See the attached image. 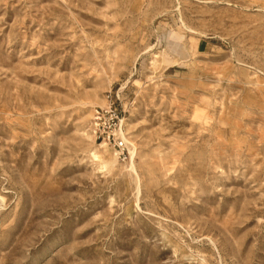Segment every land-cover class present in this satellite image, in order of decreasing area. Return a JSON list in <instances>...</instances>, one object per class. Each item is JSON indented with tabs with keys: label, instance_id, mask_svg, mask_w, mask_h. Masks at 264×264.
Wrapping results in <instances>:
<instances>
[{
	"label": "rangeland",
	"instance_id": "1",
	"mask_svg": "<svg viewBox=\"0 0 264 264\" xmlns=\"http://www.w3.org/2000/svg\"><path fill=\"white\" fill-rule=\"evenodd\" d=\"M0 264H264V0H0Z\"/></svg>",
	"mask_w": 264,
	"mask_h": 264
},
{
	"label": "built area",
	"instance_id": "2",
	"mask_svg": "<svg viewBox=\"0 0 264 264\" xmlns=\"http://www.w3.org/2000/svg\"><path fill=\"white\" fill-rule=\"evenodd\" d=\"M124 111L118 109L115 102L104 108L93 110L90 119V130L94 141L98 144L111 146L117 156L127 153V146L122 137Z\"/></svg>",
	"mask_w": 264,
	"mask_h": 264
},
{
	"label": "bare ground",
	"instance_id": "3",
	"mask_svg": "<svg viewBox=\"0 0 264 264\" xmlns=\"http://www.w3.org/2000/svg\"><path fill=\"white\" fill-rule=\"evenodd\" d=\"M92 137H93V135H92ZM122 137H123L125 143L128 144V145L130 146L129 148H127V149H128V152H129V157H130V159H129V164H128V169H129V171H131V172H133V173L135 174L134 165H133V158H134V156H135V154H136L135 146L133 145L132 142L126 140V138H125L126 136H125L124 133H122ZM103 146H104L103 144H99V145H96V148L100 149V148H102ZM100 151H101V149H100ZM97 152H98V151H97ZM91 155H92L93 158L97 159V156H96L95 152H92ZM98 155H99V154H98ZM101 160H102V159H101ZM115 161H116V157L114 156V157H112V159H111V161H110L109 164H110V165H113V163H114ZM106 164H107V163H103V166L106 167Z\"/></svg>",
	"mask_w": 264,
	"mask_h": 264
}]
</instances>
